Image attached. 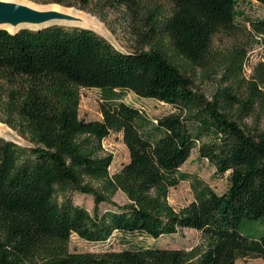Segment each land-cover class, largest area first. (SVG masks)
Instances as JSON below:
<instances>
[{"label": "trees", "instance_id": "obj_1", "mask_svg": "<svg viewBox=\"0 0 264 264\" xmlns=\"http://www.w3.org/2000/svg\"><path fill=\"white\" fill-rule=\"evenodd\" d=\"M33 1L79 9L91 2ZM150 1L103 0L134 10ZM165 1L171 9L160 29L171 53L158 43L148 51H122L82 26L0 29V83L11 87L7 91L0 84V104L12 112L2 115L26 140L21 144L0 136V264L264 260V86L242 75L244 46L226 57L223 77L245 83L241 98L223 87L206 100L179 63L184 58L193 66L205 65L215 38L244 28L261 45L264 67V16L244 17L237 10L243 0ZM246 1L264 5V0ZM80 87L100 90L101 119L79 117V95L68 88ZM127 92L173 111L150 118L124 100ZM113 132L120 133L129 159L110 174L113 156L102 142ZM195 146L216 175L228 172L223 193L180 171ZM182 180L190 181L194 199L175 209L168 197ZM117 191L126 203L111 200ZM73 192L93 196L92 212L74 202ZM100 203L112 207L101 210ZM243 226H253L254 234H244ZM183 228L199 231L200 243L184 249L127 240L128 235L156 239ZM116 233L128 242L119 250L70 252L65 246L72 234L109 243Z\"/></svg>", "mask_w": 264, "mask_h": 264}, {"label": "rangeland", "instance_id": "obj_2", "mask_svg": "<svg viewBox=\"0 0 264 264\" xmlns=\"http://www.w3.org/2000/svg\"><path fill=\"white\" fill-rule=\"evenodd\" d=\"M22 1L37 5L43 10L49 7H63L77 9L82 13L90 15L96 18L99 24H91L89 26L74 23L59 25L82 26L93 29L122 51H148L150 47L156 46L158 43L171 53L168 39L164 38L165 32L160 29L164 16L168 15L171 9L170 5L165 0L150 1L143 8L135 10L128 7H110L104 3L103 0H91L86 9H79L76 6H63L54 2ZM237 10L241 12L244 17L248 18H261L264 16V5L257 1H239ZM150 13L153 14V18L149 17ZM150 23H153L154 27ZM145 34L148 36L147 38ZM149 36L152 38L149 39ZM147 40L148 42L145 43ZM237 46H244L247 48V60L243 65L242 72L244 78L246 80L255 78L264 86V67H260L261 62H263L262 47L256 42V39L252 37L247 29L242 28L241 32L236 35L234 34V36L225 34L215 38L211 52L203 66H193L184 58L179 59L182 69L191 80L192 88L197 94L203 95L206 100H211L219 88L227 87L232 92L236 93L238 97L241 98L245 96V83H237L234 79L224 82L223 79L224 75L227 73L225 69L226 65L224 64L226 57H228ZM1 83L3 89L5 88L8 91L9 88H11L3 81ZM68 90H72L79 95L77 107L79 117L86 120L101 119L99 89L80 87L68 88ZM51 92H55V94L59 96L62 95V91L57 89ZM124 100L139 108L146 116L153 119L173 111L172 106L168 104L159 102L155 99L139 97L133 92H127ZM2 114H12L5 106V103L0 104V136L21 144L26 143V140L19 135L16 129L9 127L4 122V116ZM102 144L106 152L113 156L112 163L109 167V173L113 174L128 161V149L122 141L120 133L116 132L106 137ZM179 169L181 172H186L191 176L200 178L219 194L223 193L228 186V172L222 176L216 175L214 166L206 159L199 156L197 146L192 149L189 158ZM71 196L75 203L84 206L87 210L92 212V195L73 192ZM193 199L194 197L189 180H182L176 187L170 189L168 201L175 209L187 205ZM111 200L120 205L126 203V198L120 191H117ZM109 207L112 206L108 203L99 204L101 210ZM242 231L246 235L254 234L255 228L253 226H243ZM200 237L199 231L183 228L175 234L161 236L156 239L148 236L128 235L127 240L146 246L190 249L200 243ZM127 243L128 242L122 241L121 234L117 233L114 234L113 240L109 243L86 242L77 235L72 234L70 239L65 243V246L70 252H103L108 248L119 250L124 248ZM235 264H264V260L261 258H240L236 260Z\"/></svg>", "mask_w": 264, "mask_h": 264}, {"label": "water", "instance_id": "obj_3", "mask_svg": "<svg viewBox=\"0 0 264 264\" xmlns=\"http://www.w3.org/2000/svg\"><path fill=\"white\" fill-rule=\"evenodd\" d=\"M55 19L76 20L77 18L72 15L53 10H38L22 3L4 2L0 0V25L6 24L13 27L18 24L39 25L36 28H27L38 30L54 24H60L54 22L41 26L42 24ZM25 28L26 27H21L15 31H9L0 27L1 30H7L9 32H16Z\"/></svg>", "mask_w": 264, "mask_h": 264}, {"label": "bare ground", "instance_id": "obj_4", "mask_svg": "<svg viewBox=\"0 0 264 264\" xmlns=\"http://www.w3.org/2000/svg\"><path fill=\"white\" fill-rule=\"evenodd\" d=\"M1 1H4V2H18V3H22V4H25V5H28V6L32 7V8L38 9V10H43L37 5L31 4V3H25L22 0H1ZM46 10H53V11L69 14V15H72V16L76 17L77 19L76 20L55 19V20L46 22V23L42 24L41 26H44V25H47V24H50V23H54V22L55 23H60V24H73L74 23V24H80V25H83V26H89L91 24H99V21L96 18H94V17H92L90 15H87L85 13H82V12L78 11L77 9L63 8V7H49ZM38 26L39 25H31V24H18V25L14 26V27L10 26V25H6V24H1L0 25V27H3V28H5V29H7L9 31H15V30H17V29H19L21 27L36 28ZM6 129H8V128H6Z\"/></svg>", "mask_w": 264, "mask_h": 264}]
</instances>
